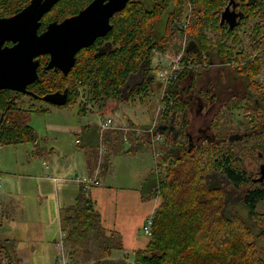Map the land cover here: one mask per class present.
I'll list each match as a JSON object with an SVG mask.
<instances>
[{
    "label": "trees",
    "instance_id": "trees-1",
    "mask_svg": "<svg viewBox=\"0 0 264 264\" xmlns=\"http://www.w3.org/2000/svg\"><path fill=\"white\" fill-rule=\"evenodd\" d=\"M30 1L0 0V16H12ZM91 1L60 0L42 18L39 31H44L53 21L76 15ZM228 1L130 0L112 18L113 28L108 34L78 52L76 64L67 76L61 74L57 77L53 72L41 69L49 58L47 55L40 57V79L31 84L30 91L41 96L68 88L69 100L65 105L80 102V109L86 113L87 104L92 103L102 112L111 101L119 103L136 93L148 91L150 82H153L156 52H164L172 45L179 30L174 20L182 18L187 4L192 5L190 14L195 20L189 28L190 42L184 56L187 66L177 82L169 86L164 113L167 120L164 119L161 125L163 134L172 145L162 152L163 161L156 167L159 170L151 172L142 189L153 195L157 191V195L163 198L153 215L152 239L145 248L135 251L132 263L123 258L115 260L113 252L123 249L122 242L107 233L95 201L82 185L75 203L63 207L60 212L61 229L72 264H264V213L257 210L258 204L264 201V185L247 179V173L242 171L244 169L230 147H221L226 141L233 147L230 136H216L198 142L184 137L191 124L189 114L193 109L186 99L198 87L202 75V71L191 66L199 53L207 54L209 61L235 60L238 67L231 71L247 78L249 85L259 87L256 78L264 66V0L249 4L248 0H243L245 14L233 29L220 24L222 10ZM165 18V24L159 25ZM255 19L253 29L250 28L248 49L243 45L239 31L246 32L243 26ZM255 52H259L257 57H253ZM140 72L143 80L130 89V96H125L123 90L131 76ZM184 81L191 84L189 90L186 83L181 84ZM211 90L214 91L212 87ZM259 90L262 92L258 99L264 102V89ZM212 91L204 92V98L211 100L208 96L213 94ZM22 95L29 94L0 90V144L38 141L30 117L34 113H45L47 108L24 104ZM254 105L257 110H264V104ZM89 111L93 112V108ZM217 119L211 124L212 130L220 126L221 118ZM250 129L263 133L264 120ZM98 133L96 137L100 136ZM110 134H114L113 138L109 137ZM123 140V131L116 129L109 131L106 138L112 144L120 142L123 145ZM136 144L142 145L138 139ZM113 147L117 149L114 144ZM127 147H122L126 153L142 149V146ZM258 147L264 153V143L260 142ZM90 157L98 158V154L94 152ZM167 160L163 173L162 166ZM108 162L109 155L105 166ZM218 180L221 183H216ZM246 184L249 187L244 188ZM235 197L241 200L249 217L256 219L251 221L255 229L237 212L230 213ZM0 264H23L15 239L0 237Z\"/></svg>",
    "mask_w": 264,
    "mask_h": 264
},
{
    "label": "rangeland",
    "instance_id": "rangeland-1",
    "mask_svg": "<svg viewBox=\"0 0 264 264\" xmlns=\"http://www.w3.org/2000/svg\"><path fill=\"white\" fill-rule=\"evenodd\" d=\"M190 12L189 3L187 4V11L183 15L184 17L182 16V18L174 20V23L179 27V30L172 40V45L167 48L166 52H157L155 54L156 56H154L153 59L152 71V75L154 76L153 82L152 84L150 82L147 92L142 94L136 93L128 100L119 103L111 101L102 112L98 108L93 107L92 103H88L86 113L80 109V102L69 105H56L45 103L44 101L37 99L38 97H35L36 99H34L31 97V94L21 96V100L26 105L35 104L38 107L43 106L47 108L45 113H34L30 117L39 144L34 142L0 144V163L6 176L4 177L3 175V185H5L4 191L6 198L3 199L0 197V211L2 209L7 218H5L3 226H0V237H8L16 240L18 252H20L21 257L23 258V264H39L35 257L33 258L31 255L28 256L27 254H22L21 251V249H25L26 252H28V237H30L32 233L29 229L33 226V223L27 220L24 208L31 206V215L33 217L38 215L37 204L39 197L34 192V187L40 182L37 177L41 175L45 176V174L49 173L51 176L48 178L51 180H53L52 177H57L58 179L62 178L61 174L53 172L50 164H46L51 158L44 153H41L43 148H46L49 151L53 150V156L56 160L60 158L70 159L73 157L74 153L77 155L82 154L83 152L78 153L80 150L83 151L81 148L82 146L77 143V139L82 134V130L88 124L100 123L101 120L108 115L115 118L117 125H125L123 126L125 128L112 127L103 131L100 130V128H97L100 136L96 137L93 143L88 144L93 147V152L98 154V158H96V160L99 161L97 169L101 170L105 165L109 149L113 148V144L117 149L113 148L115 152L110 155L109 162L107 163L110 167L102 173V180L100 178L101 185H99L105 191L98 193L95 192L94 194L90 190L89 192H91L93 199L96 200L97 209L102 212L104 210V225L120 231L123 235L125 245L129 246L128 251L131 261L134 259L135 251L145 248L148 242L152 239V236L148 234L144 229V226L155 214L156 209L159 204L162 203L163 198L157 195V191L155 195L152 193L149 195V197L154 198H144V195L142 194L144 183L142 180H144L146 176H149L148 172L153 167L154 170L159 168L156 169L157 165L163 161L162 152L168 150L170 145H172L171 141L167 140L165 134L160 130V125L164 124L162 121L164 119L167 120V117L164 118V113L168 105L166 96L169 95V89L168 86L164 85V82L160 78L159 71L164 69L167 65V54L175 55L183 48L186 49V39L189 40V28L191 24L194 23L195 16L191 14L192 19L187 30L182 29V24ZM165 21L166 18L162 20L159 25L165 24ZM247 25L251 24L249 23ZM242 31L243 29L239 32ZM247 32L248 30H246L245 33H242L241 36L243 39V45L249 49L247 45L250 43V32ZM184 34L186 36H183ZM256 53L257 52H255V54ZM197 58L201 63L199 57ZM231 61L235 62L233 65L237 63L235 60ZM214 63L217 67L221 61L216 59L214 60ZM216 67L211 66L208 70L202 69V75L199 78V81L204 82L209 80L210 83H215L212 79L213 73H215L214 69L218 70ZM217 73H219L224 80L222 83H219L218 85L216 84V86L222 87V89L226 90L231 85L237 84L230 82V78L233 76L235 77V74L230 68L223 69L221 72L217 71ZM141 78V72L131 76L127 88L123 90L125 96H130V89L139 83ZM256 80L259 85L258 88L264 89V66ZM184 83H186V81H184ZM254 85H252L251 89L257 94H260L262 91L258 88L256 89V86L253 87ZM216 90H218V88ZM229 98L230 96L227 93L226 97L219 100L224 101ZM85 101L86 100H83V102ZM90 106L93 108V112L89 111L91 108ZM189 115L192 121L189 130L195 136L199 135L202 129L207 128V126H210L211 129V125L208 124L209 120H211L212 123L213 121L218 120L217 118H221L219 119L220 126L215 127L213 130L211 129L212 133L219 138H223V135H226V137L231 136L233 133L244 134L245 131L247 132V130L252 128L256 123L259 124L260 120H264V110H257L254 104H240V106L239 104H216L214 112L209 113L207 107L195 103L192 112ZM152 125H157L158 132L162 133V138L160 140L145 132V127H152ZM78 129L81 130L79 131ZM115 129L123 131V139H128L127 143L130 144L131 147L142 146V149L134 153H126L125 149H122L124 144L122 145L120 142H113V144L111 141L107 142L106 138L108 132ZM113 136L114 134L109 135L110 138H113ZM203 138L204 137L201 139ZM243 138L234 141L233 147L230 146L232 144H229L228 141L224 143V147L220 146L226 149L230 147L232 153L237 159L241 156L242 161H250V158L256 156L255 147L258 146L260 142L264 143V134L257 137L253 136V134L248 136H245L244 134ZM137 139L140 140L142 145L136 144ZM80 141H82V139ZM123 143L126 142L123 140ZM86 148L89 149V147ZM252 159L255 160L254 158ZM168 162L169 161L167 160L162 166L163 173L166 170L165 168L167 167ZM74 166L77 170V172L74 173V176L77 174L87 175L86 172L84 173L80 171L83 169L82 167H79L75 163ZM248 168L250 167L248 166ZM251 168L257 170L258 166L254 163ZM258 172L252 173L255 177L259 178L261 173ZM18 173H21L22 175L27 173L32 177L15 181L14 176ZM6 178L12 180L14 183L11 185L8 184ZM216 183H221V180L216 181ZM140 185L142 188L139 187ZM72 186L74 189L73 194L75 195L77 187L76 185ZM20 190L22 193L20 192L19 194ZM53 190L55 189L52 186L47 192L51 194L53 193ZM52 197L53 196H51V199ZM14 202L21 204V206L14 213H11V203L13 204ZM232 204L233 207L230 213L237 212L239 216L244 217L255 229V226L251 221H255L256 219H251L249 217L246 208L241 204V200H239L238 197H235L232 199ZM64 205L66 204H61V206ZM257 210L260 214L264 213V201L258 204ZM62 236L63 232H61V227L59 226V231L56 236L57 240L53 244H50V246L48 244H43L47 249L46 252H49L50 250L52 251L50 254L51 259L48 264H58V259L62 255V250L58 249L56 245L57 243L62 242ZM115 238L121 243L120 235L115 234ZM40 242L41 241H37L36 249H39ZM66 249L68 250L67 246ZM115 253L123 255V250H115ZM67 258L69 259L70 264H72L69 255H67Z\"/></svg>",
    "mask_w": 264,
    "mask_h": 264
},
{
    "label": "water",
    "instance_id": "water-1",
    "mask_svg": "<svg viewBox=\"0 0 264 264\" xmlns=\"http://www.w3.org/2000/svg\"><path fill=\"white\" fill-rule=\"evenodd\" d=\"M59 1L31 0L16 14L0 17V90L12 89L39 97L28 86L40 79V57L49 54L46 69H62L67 75L76 64L78 52L107 35L113 28L112 18L130 0H93L76 15L53 21L40 32L42 18ZM236 7L235 0H230L222 12V25L237 26L242 13ZM7 41H12L13 45H5ZM42 98L52 104L65 105L69 100L68 88L47 93ZM243 136L234 133L229 140Z\"/></svg>",
    "mask_w": 264,
    "mask_h": 264
},
{
    "label": "crops",
    "instance_id": "crops-1",
    "mask_svg": "<svg viewBox=\"0 0 264 264\" xmlns=\"http://www.w3.org/2000/svg\"><path fill=\"white\" fill-rule=\"evenodd\" d=\"M217 71L218 70H216L214 72H215V74L219 75V73H217ZM141 122H143V121H141ZM161 125H160V130L163 131L164 127L162 128ZM88 126L91 129L88 128ZM88 126L86 127L85 130H82L83 134H81L78 138V139H80V138L82 139L81 143H79V144L82 146L81 148L83 151L80 150L78 152V153L83 152L82 154L77 155L76 153H74L73 157L70 159L60 158V159L56 160L53 156V154H54L53 150L49 151L46 148H43V150L41 152V153H44L46 156H49L51 158V160L47 161L46 164H50L51 165L50 167L53 170V172L61 174L62 178H60V179L57 178L55 180L52 178L55 181L54 182L53 180L48 178L51 176V174H49V173L45 174V176H43V175L38 176L37 179H39L40 182L34 187V192L39 197V201L37 204L38 215L35 217H33L31 215V206L24 208L25 216L29 222L33 223V226L29 229V231L32 233H31L30 237H28V241H29L28 252H26L25 249H21V251H22V254L24 253V254H27L28 256L31 255L33 258L35 257L36 261L39 264H48V262H50V259H51L50 254L52 251L50 250L49 252H46L47 249H46L45 245H43V244H48L50 246V244H53L57 240L56 236H57L58 231H59V226L61 227V224H60L61 209L63 207L70 206V205L74 204L78 194L81 191L83 182L77 180L76 176L78 174L74 176V173L77 172L76 167L74 166V163L76 165H78L79 167L83 168L80 170L81 172H84V173L86 172L87 175H83L85 178H88L91 180L97 179L100 181V183L102 180V173H104L110 167V165L107 164L106 166L104 165L101 170H99V169H97V167L99 165V161L96 160V158L92 159L90 157V155H94V152H93V147L89 146L88 144L93 143V141L95 140L96 134L98 132L97 128H99V123L98 124H88ZM78 130L80 131L81 129H78ZM124 140H125V138H124ZM125 142H126V140H125ZM36 144H39V142L37 141ZM124 145H127L128 147L130 146V144H128L127 142L124 143ZM86 147H89V149H87ZM113 148L109 149V152H108L109 157L112 153L115 152ZM120 150H122V149H120ZM120 150H118V151H120ZM46 164H45V166H46ZM1 166L2 165L0 163V172H2L4 177H6L5 171H3ZM153 168L148 172L149 175L151 174L152 171H154ZM14 177H15V181H20L22 179L30 178L32 176L27 174V173H25L24 175H22L21 173H18ZM148 177L146 176V178L144 180H142V182L145 183ZM100 178H101V180H100ZM7 183L11 185L14 182L12 180L7 179ZM143 183H142V185H143ZM99 184L92 183L87 188V190L92 191L93 194L95 192L98 193L101 191H105L102 187H100L101 184L100 185ZM72 185H76V187H77V191H76L75 195L73 194L74 189H73ZM52 186L54 187L55 190H53V193L49 194V192H47V191ZM4 187H5V185H3L2 189H0V197H2L3 199L6 198ZM139 187L142 188L141 185ZM20 192H21V190L19 191V194H20ZM89 193L91 194V192H89ZM142 194L144 195L143 196L144 198L145 197L146 198H154V197H149L150 194L144 193L143 190H142ZM51 196H53L52 199H51ZM49 199H50V203H49ZM93 200L95 201V204H96V200L95 199H93ZM62 203L66 204V205L61 206ZM20 206H21V204H18L16 202H14L13 204L11 203V207H10L11 213H14L17 209H19ZM96 208H97V204H96ZM99 212H100L101 217H102V224H103L104 228L106 229L107 233L108 234H114V236H115V234H118V235H120V238H121V242L123 245V249H122L123 255H118L114 251L113 252V258H115V260L121 259V258H123L125 260L127 259L128 261H130L132 263L134 261V259L131 261L129 258V251H128L129 246L125 245V243L123 241V235L121 234L120 231L105 226L104 222H103L104 210H103V212L102 211H99ZM5 218H6L5 214L3 213V210L1 209V211H0V226H3V223L5 222L4 221ZM9 218H11V217H9ZM0 230H1V228H0ZM61 232H62V229H61ZM37 241H41L40 245H39V249H36ZM19 254H20V252H19ZM134 256H135V253H134Z\"/></svg>",
    "mask_w": 264,
    "mask_h": 264
},
{
    "label": "flooded vegetation",
    "instance_id": "flooded-vegetation-1",
    "mask_svg": "<svg viewBox=\"0 0 264 264\" xmlns=\"http://www.w3.org/2000/svg\"><path fill=\"white\" fill-rule=\"evenodd\" d=\"M230 1V0H229ZM229 1H228V3H227V5L229 4ZM257 0H248V2H247V4H249V3H255ZM235 2L237 3V7H236V10L237 11H239V12H241L242 13V16L241 17H239L238 18V23H239V21H240V19L244 16V14H245V6H244V4H243V0H235ZM226 5V6H227ZM226 6L224 7V9L222 10V12L225 10V8H226ZM190 7H192V5H190ZM231 8H232V6H231ZM221 16H222V13H221ZM0 17H3V16H0ZM256 20L257 19H255V20H253V21H251L250 22V24L251 25H247V24H245L243 27L246 29V30H248V32L247 33H249L250 32V28H251V30L253 29V25H254V23L256 22ZM220 24H221V22H220ZM222 25V24H221ZM224 25H227L229 28H230V26L226 23V24H224ZM224 25H222V26H224ZM237 26H238V24H237ZM237 26H235V27H237ZM234 27V28H235ZM249 28V29H248ZM231 29H233V28H231ZM242 33H245V32H241V34ZM263 43H264V38H263ZM5 45H13V42L12 41H7L6 43H5ZM249 45V44H248ZM247 45V46H248ZM258 53L259 52H257L256 54H255V56H254V54H253V57H257L258 56ZM45 55H47L48 56V61H47V63L49 62V60H50V55L49 54H45ZM42 56H44V55H42ZM207 57H208V55L207 54H204V55H202L201 53H199V59L201 60V63L198 61V58L197 57H194L193 58V63H192V68L193 69H195V70H199V71H201L202 69H204V70H208V69H210V67L211 66H214V67H216V64L214 63V61H209V59H207ZM245 62V60H243L242 61V64ZM46 63V64H47ZM229 62H223V61H221V63L216 67V69L218 68V71L219 72H221V70H223V69H226V68H230L231 70L232 69H235V68H237L238 67V63H236L235 64V66H231V65H229L228 64ZM40 64H41V62H40ZM46 64H44L43 65V68H41V69H46V66L48 65H46ZM223 67H225V68H223ZM39 68H40V65H39ZM39 68H38V72H39ZM47 71H51V72H53L54 74H55V76H57V77H59V76H61V74H64L65 76H67L65 73H64V71L62 70V69H55V68H52V69H46ZM214 71H216L215 69H214ZM51 75H53L52 73H50ZM40 75V74H39ZM143 74H142V78H141V80H143ZM180 78V77H179ZM178 78V79H179ZM257 79V78H256ZM215 83H210V81L209 80H206V81H204V82H202V81H199L198 83H197V85H198V87L197 88H194L190 93H189V98H187L186 100L187 101H189L190 102V104H192V107H193V105L195 104V103H198V104H201V105H204V107H207V111L209 110V113L211 112V113H213L214 112V108H215V106H216V104H239V106H240V104H264V102L263 101H260L259 99H258V97H259V94H257L256 92H254L252 89H251V87H252V85H249L248 84V79L247 78H245V77H241V76H238V75H236L235 74V77L233 76V77H231L230 78V82H233V83H237L236 85H231L230 87H228L226 90L225 89H222V87H218V86H216V84L218 85L219 83H222L223 82V77H221L220 75H217V74H213V79H212ZM227 80H228V78H227ZM257 81V80H256ZM177 82V81H176ZM175 82V83H176ZM179 82V81H178ZM257 83V82H256ZM33 84V83H32ZM181 84H183V85H185V83H183V82H181ZM190 83L189 82H186V86L185 87H187V90H189V87H190ZM30 86H31V84L28 86V89L29 90H32L31 88H30ZM170 86V85H169ZM169 86H168V89H169ZM256 86V87H255ZM184 87V86H183ZM211 87L214 89V91H212L211 90ZM253 87H255L256 89L258 88V86L257 85H254ZM218 88V90H216ZM66 88H63V89H56L55 91H53V92H56V91H64ZM259 89V88H258ZM1 90H4V89H1ZM12 90V89H11ZM225 90V91H224ZM12 91H15V90H12ZM210 91H212L213 92V94L212 95H210V96H208V97H210V98H212L211 100H207V99H205L204 97V92L205 93H207V92H210ZM224 91V92H223ZM49 93H52V92H49ZM229 94V96H230V98L229 99H226V100H224V101H220L219 99H222V98H224V97H226V94ZM25 94H27V93H25ZM32 96H34L33 94H31ZM39 96V95H38ZM42 96H44V95H41V96H39L37 99H40V100H42V101H44L43 100V98H42ZM199 100H200V102H199ZM45 103H50V102H46V101H44ZM10 105H12V104H10ZM218 107V106H217ZM218 109V108H217ZM207 114H208V112H207ZM3 117H4V114H3ZM192 122V121H191ZM208 124L209 125H211L212 123H211V120H209V122H208ZM190 127V126H189ZM189 127L188 128H186V131H185V135H184V137L186 138L187 137V139H189V140H191L192 142H198V141H200V140H202L201 138L202 137H204L203 139H211V138H214V137H216V135L215 134H213L212 133V130L210 129V126H207V128H203L202 129V131H201V133L199 134V135H194L193 133H191V131L189 130ZM252 131H254V132H252ZM174 132H177L176 130H174ZM178 134H179V132H178ZM245 136H248V135H251V134H253V136H259V135H263L264 134V132L263 133H261V134H259V132H257L256 130H251L250 128H249V130H247V132L245 131ZM245 138V137H244ZM243 138V139H244ZM256 148V156H254V157H252V158H254L255 160H253L252 158H250V161L248 160V161H246V160H241V156H239V163L241 164V166L243 167V169L244 170H242L244 173H247V179H252L254 182H256V183H261V184H263L264 185V153H261L260 151H259V147L258 146H256L255 147ZM254 163H256L257 164V166H258V169L257 170H253L251 167L253 166V164ZM248 166L251 168H248ZM259 171V172H258ZM252 172H258V173H261L260 175V177L259 178H257V177H255V175H253V173ZM247 186L249 187V184H246V185H244V188H247Z\"/></svg>",
    "mask_w": 264,
    "mask_h": 264
},
{
    "label": "built area",
    "instance_id": "built-area-1",
    "mask_svg": "<svg viewBox=\"0 0 264 264\" xmlns=\"http://www.w3.org/2000/svg\"><path fill=\"white\" fill-rule=\"evenodd\" d=\"M191 19H192L191 14H189L186 17V20L184 21V23L182 24L183 30H187V28L189 27V25L191 23ZM184 36H186V35H184ZM186 42H187V44H186V49H187V47L189 46V40L186 39ZM186 49L183 48L181 51H179L175 55L167 54V65L164 69L159 71L160 78L164 82L165 86H169L170 84L175 83L178 80L179 75L182 72V70H184L186 68L187 65H186V62L184 61ZM164 52H166V51H164ZM158 53H162V52H158ZM189 61L191 62V60H189ZM184 62H185V64H184ZM233 63H235V62L230 61L228 64L231 66H235V64L233 65ZM191 66H192V64H191ZM123 126H125V125H117L115 122V118H113L112 116H109V115L104 117L101 120V122L99 123V128L102 131L108 130L112 127L125 128ZM157 129H158L157 125L156 126L152 125V127H145V132L148 135H153L154 137L158 138V140H160L162 138V133L158 132ZM125 140H126V142L128 141V139H126V138H125ZM77 142L79 143L80 140L78 139ZM52 178L54 180L57 179V177H52ZM76 178H77V180L83 182L84 188H88L92 183H95V184L100 183L99 180H97V179L91 180V179L85 178L82 174H78L76 176ZM2 187H3V174H2V172H0V189H2ZM152 225H153V216L147 221V223L144 226V229L151 236L153 234ZM56 246L58 249L62 250V255L58 259V264H70L69 259L67 258L68 250L66 249L65 234L64 233L62 236V242L57 243Z\"/></svg>",
    "mask_w": 264,
    "mask_h": 264
}]
</instances>
